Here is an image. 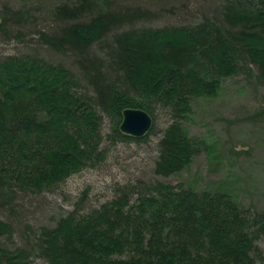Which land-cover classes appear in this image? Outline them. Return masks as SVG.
Instances as JSON below:
<instances>
[{"label": "trees", "instance_id": "16d2710c", "mask_svg": "<svg viewBox=\"0 0 264 264\" xmlns=\"http://www.w3.org/2000/svg\"><path fill=\"white\" fill-rule=\"evenodd\" d=\"M0 42V264H264V210L164 181L205 149L195 98L264 85V0H0ZM126 108L151 116L144 137L119 131ZM158 116L145 176L66 199Z\"/></svg>", "mask_w": 264, "mask_h": 264}, {"label": "rangeland", "instance_id": "374dc122", "mask_svg": "<svg viewBox=\"0 0 264 264\" xmlns=\"http://www.w3.org/2000/svg\"><path fill=\"white\" fill-rule=\"evenodd\" d=\"M8 53L10 49L0 42V56ZM190 108L187 134L203 142L205 149L164 181L198 192L220 191L242 207L264 210V85L231 75L221 80L214 95L195 98ZM155 119V135L148 141L118 144L100 167L74 174L63 188L66 199L100 202L111 195L115 183L145 176L164 121L161 116Z\"/></svg>", "mask_w": 264, "mask_h": 264}, {"label": "water", "instance_id": "95a60500", "mask_svg": "<svg viewBox=\"0 0 264 264\" xmlns=\"http://www.w3.org/2000/svg\"><path fill=\"white\" fill-rule=\"evenodd\" d=\"M119 131L132 138H142L151 129L152 118L144 110L126 108L122 111Z\"/></svg>", "mask_w": 264, "mask_h": 264}]
</instances>
